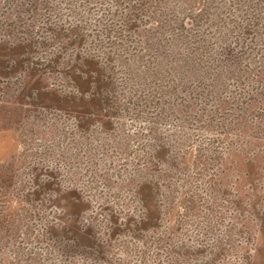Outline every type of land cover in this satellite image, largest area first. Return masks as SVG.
<instances>
[{
	"label": "rangeland",
	"instance_id": "1",
	"mask_svg": "<svg viewBox=\"0 0 264 264\" xmlns=\"http://www.w3.org/2000/svg\"><path fill=\"white\" fill-rule=\"evenodd\" d=\"M217 25L264 82V0H0V264H264V93L163 71Z\"/></svg>",
	"mask_w": 264,
	"mask_h": 264
},
{
	"label": "trees",
	"instance_id": "2",
	"mask_svg": "<svg viewBox=\"0 0 264 264\" xmlns=\"http://www.w3.org/2000/svg\"><path fill=\"white\" fill-rule=\"evenodd\" d=\"M254 3V2H253ZM214 16V15H213ZM213 16H207L206 20H208L209 25H211L213 23ZM257 17L255 15H252L249 18V21L252 25H254L256 23ZM216 29L219 30V35H221V41L223 44L221 46V51L219 52V54L221 56H225L227 55V61H224L222 57H216L215 56V52H216V47L218 45L217 44H208V40H206V38H204L203 40H199L197 41V47H196V52H195V57H201L200 59L205 60L204 62H206L207 65H203V69H200V71L197 74V77H194L195 72L191 69L190 72H187L188 70L185 71L184 68V62H193L195 63L194 59L191 58H186V57H182L184 55H181L176 61L173 60V62L171 63V65H167L165 63V65H163L165 68H163V71H165V73L167 74L168 78H173V81H175V89H177L176 83L178 81H180L181 83V87H179L178 90H183L184 89V84H188L190 81H196L197 80V84L201 86L202 89L208 88V90L211 92V98H212V103L215 104L216 107H222L224 102H227L224 98H221L219 93L221 91H224V89L228 88L230 86L231 82V78H234L238 81H240V83H242L243 88H245V86L247 85H252V93L253 95L251 97H245L246 100L248 99V102L246 103H250L251 100H255L256 98H253L255 96V94H261L263 95L264 93V82L262 81V79H257V81H253V83H251L249 80H251L252 77L255 72L257 70L261 69L260 63H257L256 60L253 63V66H251V68H247V69H243L242 66H236V63L231 60V55L234 52V46H236L237 41L233 42V41H229V37L226 35V31H224L223 27H221V25H217ZM218 35V36H219ZM229 41V42H228ZM148 44V42H147ZM141 49L139 52H141V55L145 52V51H149V47H145L144 45L140 46ZM219 55V56H220ZM170 58V56H169ZM168 59V57H167ZM231 60V61H230ZM249 60V59H248ZM230 61V64L228 63ZM250 61V60H249ZM248 62V61H247ZM252 64V63H251ZM192 72V75H190ZM189 73V74H188ZM264 74V72L262 73ZM252 75V76H251ZM259 76V75H258ZM194 78V79H193ZM248 80V83L250 84H246V81ZM243 94V93H242ZM246 95V93H245ZM243 103V101H242ZM262 113L264 115V109L262 110ZM213 120H215L214 118H212ZM263 122V121H262ZM260 121V123H262ZM226 125H224L222 123V129L224 130V132L226 133H230L231 131L229 130H225ZM231 128V127H230ZM232 129V128H231ZM263 136H264V131H262Z\"/></svg>",
	"mask_w": 264,
	"mask_h": 264
}]
</instances>
